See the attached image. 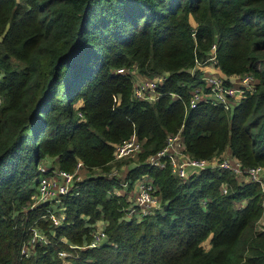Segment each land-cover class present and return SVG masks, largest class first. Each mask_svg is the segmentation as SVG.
Returning a JSON list of instances; mask_svg holds the SVG:
<instances>
[{"label":"trees","instance_id":"obj_1","mask_svg":"<svg viewBox=\"0 0 264 264\" xmlns=\"http://www.w3.org/2000/svg\"><path fill=\"white\" fill-rule=\"evenodd\" d=\"M210 55L225 75L251 72L254 90L228 108L188 106ZM131 69L162 74L154 99L131 96ZM0 70V264H264V187L226 168L182 178L145 162L179 130L191 157L227 150L264 172V0H0ZM131 134L141 149L125 187L146 173L162 205L140 219L124 218L126 194L109 190L121 185L108 175L114 143ZM46 156L67 170L80 159L88 173L62 196L67 222L20 258L28 224L44 223L22 185ZM80 214L104 218L106 241L65 263L58 236L89 237Z\"/></svg>","mask_w":264,"mask_h":264},{"label":"built area","instance_id":"obj_2","mask_svg":"<svg viewBox=\"0 0 264 264\" xmlns=\"http://www.w3.org/2000/svg\"><path fill=\"white\" fill-rule=\"evenodd\" d=\"M213 48V45H212ZM206 63L215 64L213 55L208 56ZM116 71L124 72L126 68L117 67ZM131 79V96L152 100L157 96L156 85L162 78V74L153 76H141L135 69L130 70ZM2 72L0 70V76ZM199 78L203 80L202 85H193L190 90L188 106H194L200 99L212 103H220L223 107L228 108L234 103L237 93L239 97L245 92H251L255 88V78L251 72L245 71L236 74L235 80L224 82V77L208 70H201ZM0 94V103L2 102ZM141 149V140L134 134L123 138L114 143L113 158L125 157L136 154ZM145 162L157 166H168L172 174L178 177H185L187 168L198 170L204 167L226 168L232 173L245 178L246 180L256 181L264 187V172L261 165L242 166L234 156H211L210 158H194L186 154L183 150V141L179 130L175 133L168 134L164 144L155 152L145 157ZM47 164V163H46ZM39 173L35 180L34 190L32 192L31 206L43 203V211L39 214L44 223L33 220L27 226V236L22 240L19 246V257L29 258L34 255L38 246L47 244L50 241L49 234L54 233V227L67 222L65 205L62 196L68 193L76 192L77 181L84 176H80V171L85 170L80 159H76L72 169L67 170L56 166L44 165L40 162L37 165ZM125 185V181L121 183ZM133 206H128L127 210L133 211L139 215L153 213L161 209V202L155 193L156 186L150 175L144 173L135 180ZM117 193V192H115ZM130 207V208H129ZM83 216L85 224L91 228L88 230V239H83V247H96L106 241L104 231L105 220L103 217H97L93 221L87 220V215ZM59 239L65 241V237L60 235ZM80 248L79 245H74ZM56 254L67 263L68 252L60 248ZM66 259V260H65ZM26 264V263H25Z\"/></svg>","mask_w":264,"mask_h":264},{"label":"rangeland","instance_id":"obj_3","mask_svg":"<svg viewBox=\"0 0 264 264\" xmlns=\"http://www.w3.org/2000/svg\"><path fill=\"white\" fill-rule=\"evenodd\" d=\"M199 67L201 68V69H203V68H207L208 69V71H210V72H214V73H217L218 75H220V76H222V77H229V75H225L218 67H217V65L216 64H208V63H206V65L203 67V66H200L199 65ZM239 95H240V93H237L236 94V96H235V99H234V102H236L237 100H238V97H239ZM137 160V153L136 154H134V155H130V156H125V157H118V158H113V160H112V162H111V165H110V168H109V170H108V175H114V176H118V182L119 183H122V182H124V180H125V185H120L119 187H115V188H113V189H109L111 192H117V193H119L120 191H121V189L123 188V187H127V180L126 179H124V176H125V170H127L126 169V167L128 166V165H130L132 162H134V161H136ZM40 162H42L44 165H47L46 163H49V162H51V159H50V157H48V156H46L45 158L43 157V158H41L40 160H39ZM39 162V163H40ZM38 163V164H39ZM99 170L98 169H96V170H94L93 172H95V173H97ZM80 176H84V175H86L87 173H88V171H86V170H81L80 172ZM29 183V185L31 186V185H35V180H32V181H27L25 184H23L22 185V187L23 188H25V186H27V184ZM131 184H132V182H131ZM76 193V192H75ZM133 201H134V198H130V199H128V202H130L129 203V205L131 206L132 204H133ZM133 206V205H132ZM130 208V207H129ZM122 216H124V218H129L130 216H132V217H134V218H136V219H140L143 215H139V214H137V213H134L133 211H128L126 208H125V212H124V214L122 215ZM258 224L260 225V226H262V225H264V214H261V216L259 217V219H258ZM86 225V224H85ZM91 227L90 226H88V230L90 229ZM65 242L68 244V248H66V247H64L63 249L65 250H67V252H68V254H72L73 252H74V250L75 249H79V248H77V247H75L74 245H79L80 246V248L81 247H83V244H82V241L81 242H73V241H70V240H67L66 239V237H65ZM202 244L204 245V247H208V239L206 238L203 242H202ZM36 250V249H35ZM28 264H30V263H28Z\"/></svg>","mask_w":264,"mask_h":264},{"label":"crops","instance_id":"obj_4","mask_svg":"<svg viewBox=\"0 0 264 264\" xmlns=\"http://www.w3.org/2000/svg\"><path fill=\"white\" fill-rule=\"evenodd\" d=\"M209 64V63H208ZM199 65H201V64H199ZM199 65H197L198 67H199ZM206 65V64H205ZM205 65H202L203 67L205 66ZM201 70H208L207 68H203V69H201ZM235 77H236V74H231V75H229V79L230 80H235ZM222 155H224V156H227L228 155V151L227 150H224V151H222ZM191 171H193V169L192 168H187V174L188 173H190ZM137 179V178H136ZM136 179H134L133 181H132V184H131V187L130 188H126V187H123L122 189H121V191L119 192V193H125L126 195V199H130V198H133L134 197V192H135V190H134V187H135V180ZM130 203V202H129ZM129 203H128V205H127V207L128 206H130L129 205Z\"/></svg>","mask_w":264,"mask_h":264}]
</instances>
